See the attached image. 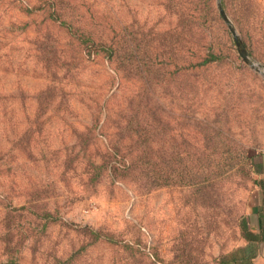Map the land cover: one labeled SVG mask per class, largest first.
I'll list each match as a JSON object with an SVG mask.
<instances>
[{
    "label": "rangeland",
    "instance_id": "rangeland-1",
    "mask_svg": "<svg viewBox=\"0 0 264 264\" xmlns=\"http://www.w3.org/2000/svg\"><path fill=\"white\" fill-rule=\"evenodd\" d=\"M261 153L264 0H0V264H219Z\"/></svg>",
    "mask_w": 264,
    "mask_h": 264
},
{
    "label": "crops",
    "instance_id": "crops-1",
    "mask_svg": "<svg viewBox=\"0 0 264 264\" xmlns=\"http://www.w3.org/2000/svg\"><path fill=\"white\" fill-rule=\"evenodd\" d=\"M253 192L241 222V241L219 264H264V153L252 158Z\"/></svg>",
    "mask_w": 264,
    "mask_h": 264
},
{
    "label": "trees",
    "instance_id": "trees-1",
    "mask_svg": "<svg viewBox=\"0 0 264 264\" xmlns=\"http://www.w3.org/2000/svg\"><path fill=\"white\" fill-rule=\"evenodd\" d=\"M54 21H58V18H56ZM61 23V25L62 26H64V27H67L68 28V30L78 39V40H81L82 42V44H86V43H89L91 46H93V47H97L98 48V50H96V53L97 54H100L101 52H103V51H105V49L103 50V48H102V46H101V44H97L95 41H93L91 38H82L83 36H79L78 35V33L71 27V26H69V24H67V22H60ZM124 49H126L125 48V44H123V46H122V51L125 53L126 52V50H124ZM110 53H114V49L113 48H111V50L109 51ZM216 60V57H213L212 58V60H208L207 61V58H205L202 62H197L196 64H195V66L197 67V68H201V67H205L206 65H207V63H209V62H214ZM252 168H253V162H252ZM45 217H51L50 215H46ZM92 233V235L94 236V238H95V240H99V239H103V240H106V241H109V242H113L114 240H113V238H111L110 236H106V235H102V234H100V233H98V232H94V231H92L91 232Z\"/></svg>",
    "mask_w": 264,
    "mask_h": 264
},
{
    "label": "water",
    "instance_id": "water-1",
    "mask_svg": "<svg viewBox=\"0 0 264 264\" xmlns=\"http://www.w3.org/2000/svg\"><path fill=\"white\" fill-rule=\"evenodd\" d=\"M221 13H222V10H221Z\"/></svg>",
    "mask_w": 264,
    "mask_h": 264
}]
</instances>
